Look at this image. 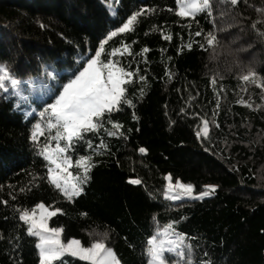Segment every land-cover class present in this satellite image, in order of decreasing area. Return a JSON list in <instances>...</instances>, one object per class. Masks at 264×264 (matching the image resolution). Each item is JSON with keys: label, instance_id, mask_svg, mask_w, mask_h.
Returning a JSON list of instances; mask_svg holds the SVG:
<instances>
[{"label": "trees", "instance_id": "trees-1", "mask_svg": "<svg viewBox=\"0 0 264 264\" xmlns=\"http://www.w3.org/2000/svg\"><path fill=\"white\" fill-rule=\"evenodd\" d=\"M262 10L264 0H212V15L193 19L175 14L176 0H0V67L21 81L0 90V264H39L37 239L19 216L40 204L60 210L49 224L63 242L102 239L120 264H147L146 241L169 224L191 245L192 264H264ZM138 13L130 31H117ZM98 51L102 63L134 73L124 85L132 106L121 104L67 153L71 179L83 175L82 157L91 164L83 191L69 199L49 182L40 154L51 133L39 143L31 135L51 94ZM250 71L255 82H243ZM200 119L209 127L203 142ZM169 176L209 195L165 199Z\"/></svg>", "mask_w": 264, "mask_h": 264}, {"label": "snow or ice", "instance_id": "snow-or-ice-1", "mask_svg": "<svg viewBox=\"0 0 264 264\" xmlns=\"http://www.w3.org/2000/svg\"><path fill=\"white\" fill-rule=\"evenodd\" d=\"M176 2L179 11L175 14L178 16L194 19L200 13L212 15V0H176ZM221 2L235 7L240 3V0H221ZM140 14L142 13L131 16L117 31L120 33L130 31V26ZM262 14H264V10H262ZM252 27L255 29L256 24H253ZM116 34V31L111 32L107 39L101 43L100 48L103 49L104 43H107V40ZM196 35L199 36L201 33L197 32ZM259 35L264 38V32H260ZM165 38L170 39V37ZM206 39L209 47L216 43V37L212 33H209ZM188 47L190 48L191 45L189 44ZM144 51L147 52L148 49H144ZM116 52L117 50H113L110 55L115 56ZM44 73L50 80H55L58 75L54 70L48 68L44 69ZM133 75V72L118 66L117 62L109 60L102 63L98 51L95 58H90L82 70L73 74V78L63 84L57 92L51 94V102L47 103L40 111L39 117L44 123L35 125L31 139L34 143H39L38 135L45 136L46 131L51 133L46 136L47 143H44L40 154L50 165L48 168L49 182L65 197L71 199L81 194L83 191L81 185L88 180L87 173L91 169V164L88 162L90 158L82 157L76 166L83 168V175L73 177L70 183L67 177L62 176L69 167H72L67 153L74 148L77 141L83 140L87 133L98 132L102 129L104 120H110V114L119 111L121 104L132 106V102L125 95L124 85L131 82ZM255 77L256 73L250 71L240 79L243 82L254 83ZM6 82L11 85L12 89H17L21 83L20 80L11 77L6 68L0 67V90L5 92L8 91ZM211 82L215 84L214 79ZM112 126L117 131L121 127L118 124ZM207 126V122H205V135H207ZM108 135H114V133L108 132ZM52 142H54V146ZM88 146L92 147L90 141ZM140 152L144 153L145 149L141 148ZM68 176H71V173H68ZM167 179L171 182L170 176ZM129 182L140 183L139 180ZM176 187L182 190L184 196L191 199L201 198L192 196L191 185L177 182ZM168 191H171V185ZM211 191L214 192L215 188L212 187ZM202 195L207 196L209 192H204ZM182 198L180 194L168 195L167 192L165 194V199L169 200ZM38 208L40 209L38 219L35 209L21 211L19 219L29 225L27 234L37 239L35 247L38 250L39 264H56V262L67 264L63 260L66 255L86 261L88 264H120L116 254L106 246L102 239L94 241L89 247L82 246L81 242L75 239L64 243L61 239L62 229L49 228L47 223L48 219L55 216L60 210L50 211L43 204L38 205ZM145 255L147 264H181V262L182 264H192V247L186 243L183 234L175 231L172 224L162 230L158 229L146 241ZM171 257H175V260H172Z\"/></svg>", "mask_w": 264, "mask_h": 264}, {"label": "rangeland", "instance_id": "rangeland-1", "mask_svg": "<svg viewBox=\"0 0 264 264\" xmlns=\"http://www.w3.org/2000/svg\"><path fill=\"white\" fill-rule=\"evenodd\" d=\"M112 1V0H110ZM30 86H34V84L32 83ZM205 120L203 119H200V122L199 124L196 126L195 128V134L197 135V137L199 138V140H201L202 142L203 141H207L209 140V127L207 126V129H206V133L207 135H205V128H204V124H205ZM208 125V124H207ZM198 133H199V136H198ZM53 144V143H52ZM54 146V144H53ZM70 167L67 169V172L63 173L62 176L64 177H67L68 181L71 183L72 182V179H71V176H68V173H70ZM177 182H179L180 184H183L180 180H177V179H172L171 178V182H169V180L167 179V184H166V187H165V194L167 192L168 195H176V194H180L183 198L182 199H185V198H189L187 196H184L183 192L181 189L177 188L176 187V184ZM171 185V191H168L169 189V186ZM184 185V184H183ZM192 190H193V187H192ZM193 192V191H192ZM192 196H195L193 193H192ZM201 198H203L204 196L203 195H200ZM180 199V200H182ZM191 199V198H189ZM180 200H172V201H180ZM47 208V207H46ZM37 212V219L39 218V212H40V209L37 207L34 208ZM48 210L50 211H55V210H52L50 208H47ZM33 210V209H32ZM51 218L48 219L47 223H48V227H50V224H49V221H50ZM28 225V224H27ZM29 227V225H28ZM73 240V239H72ZM76 240V239H75ZM64 243H67V242H64ZM82 244V243H81ZM83 246V245H82Z\"/></svg>", "mask_w": 264, "mask_h": 264}]
</instances>
